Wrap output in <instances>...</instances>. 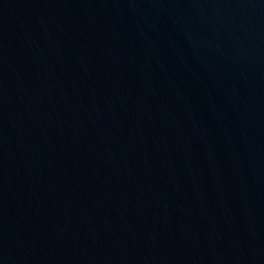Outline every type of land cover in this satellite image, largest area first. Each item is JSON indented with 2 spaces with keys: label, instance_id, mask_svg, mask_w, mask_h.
<instances>
[{
  "label": "water",
  "instance_id": "1",
  "mask_svg": "<svg viewBox=\"0 0 264 264\" xmlns=\"http://www.w3.org/2000/svg\"><path fill=\"white\" fill-rule=\"evenodd\" d=\"M0 264H264V0H0Z\"/></svg>",
  "mask_w": 264,
  "mask_h": 264
}]
</instances>
